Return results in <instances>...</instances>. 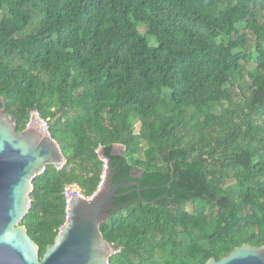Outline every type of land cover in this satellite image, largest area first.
<instances>
[{"label": "trees", "instance_id": "1", "mask_svg": "<svg viewBox=\"0 0 264 264\" xmlns=\"http://www.w3.org/2000/svg\"><path fill=\"white\" fill-rule=\"evenodd\" d=\"M0 107L16 130L36 110L65 158L32 178L20 220L40 257L63 187L91 196L106 160L141 196L116 191L107 264L264 245V0H0Z\"/></svg>", "mask_w": 264, "mask_h": 264}, {"label": "water", "instance_id": "2", "mask_svg": "<svg viewBox=\"0 0 264 264\" xmlns=\"http://www.w3.org/2000/svg\"><path fill=\"white\" fill-rule=\"evenodd\" d=\"M64 162L59 145L39 126L34 114L27 126L16 130L12 116L0 107V264H107L115 253L100 224L107 222L110 210L119 208L113 204L118 189L135 185L141 196L136 181L111 184L107 160L91 197L74 195L69 199L65 222L41 257L39 246L20 223L29 208L32 178L47 165L60 168ZM204 264H264V245L244 243L218 260L208 258Z\"/></svg>", "mask_w": 264, "mask_h": 264}, {"label": "built area", "instance_id": "3", "mask_svg": "<svg viewBox=\"0 0 264 264\" xmlns=\"http://www.w3.org/2000/svg\"><path fill=\"white\" fill-rule=\"evenodd\" d=\"M32 114H34L35 120L36 122L39 124V126L45 130L46 132L49 133L48 131V120L45 118H42L39 113L36 110H31L29 113V119L26 122L25 126H27L31 119H32ZM106 164L103 166V168H105ZM104 171V170H103ZM63 196H64V200H65V204H66V208L67 205L69 203V199L72 198L74 195L80 196V197H91V196H85L83 195L80 187L76 184V183H68L63 187L62 190Z\"/></svg>", "mask_w": 264, "mask_h": 264}, {"label": "rangeland", "instance_id": "4", "mask_svg": "<svg viewBox=\"0 0 264 264\" xmlns=\"http://www.w3.org/2000/svg\"><path fill=\"white\" fill-rule=\"evenodd\" d=\"M140 29V31H142V29L141 28H139ZM148 38V42H149V44L150 45H153V44H155V41H154V39L153 38H151V37H147ZM138 128H139V123L137 122L136 123V129L138 130ZM123 151V147L122 146H118V145H116V146H114V148H113V152L114 153H121ZM188 210H190V208H189V206H187L186 207Z\"/></svg>", "mask_w": 264, "mask_h": 264}]
</instances>
